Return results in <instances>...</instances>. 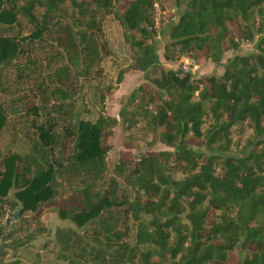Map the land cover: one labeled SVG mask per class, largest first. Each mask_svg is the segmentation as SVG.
Here are the masks:
<instances>
[{"label":"trees","instance_id":"16d2710c","mask_svg":"<svg viewBox=\"0 0 264 264\" xmlns=\"http://www.w3.org/2000/svg\"><path fill=\"white\" fill-rule=\"evenodd\" d=\"M168 1L164 60L200 57L221 76L159 62L161 0H0V201L20 217L51 208L84 231L56 233L69 264H230L234 253L236 264H264V0ZM107 17L145 85L118 118L92 123L77 117V82L104 59ZM240 43L254 51L224 65ZM119 124L171 151L111 165ZM36 227L0 250L16 256L44 232Z\"/></svg>","mask_w":264,"mask_h":264},{"label":"rangeland","instance_id":"374dc122","mask_svg":"<svg viewBox=\"0 0 264 264\" xmlns=\"http://www.w3.org/2000/svg\"><path fill=\"white\" fill-rule=\"evenodd\" d=\"M161 4L166 8L165 13L161 10ZM161 4H156L159 16H156L155 13L153 15L155 28L156 25L159 26V29H156L158 32L163 20L166 21L171 18L173 11L168 0H161ZM28 33L29 29L23 26V35ZM157 39L159 62L168 70L181 71L182 66H189L193 69L194 73L192 74L197 78L223 74L222 68L211 62L203 61L200 57H183L178 61L166 62L163 51L165 36L160 33ZM99 40L103 48L104 59L95 68L91 76L78 78V92L75 99L76 114L79 120L92 123L97 120L101 113L112 118H118L123 99L129 97L137 87L145 85V75L131 70L133 53L130 46L124 41L122 28L114 21L113 17H107L102 22ZM254 47L255 43H240L237 50L226 52L223 64L225 65L236 53L253 52ZM139 132L138 129L136 132L125 133L121 124L114 129L113 136L109 139L111 149L108 159L111 165L121 160L133 164L140 156L171 151L161 144H151L150 139L144 141L143 138L139 137ZM3 147L7 150V144ZM193 147L199 148V145L193 142ZM16 149L17 147H14V150ZM112 177L118 179L116 175H112ZM118 180L122 189H126L125 182ZM5 214L8 217L6 223H3ZM14 216L15 210L8 203L0 201V228H3L1 240L10 233L16 234V240H24L30 232H35L38 224L44 232L23 249H20L16 256L12 251L0 250V264H69L66 259L73 256L72 252L62 251L61 246L55 240L56 233L58 230L72 229L83 236L84 231L77 229L68 221H61L51 208H46L38 214H26L22 217L18 215L15 222L13 221ZM7 221H11V223L8 225ZM7 243L10 244L11 242ZM80 248L82 247L80 246ZM238 259L239 254L234 253L231 256L230 264H236Z\"/></svg>","mask_w":264,"mask_h":264},{"label":"built area","instance_id":"2783aa9c","mask_svg":"<svg viewBox=\"0 0 264 264\" xmlns=\"http://www.w3.org/2000/svg\"><path fill=\"white\" fill-rule=\"evenodd\" d=\"M154 13L156 14V16H159V15H158L159 10H158V6H157L156 4L154 5ZM156 29H159V26H158V25H156ZM242 55H243V54H242ZM181 72H183V73H185V74H192V73H194V72H193V69H191L189 66H184V67L182 66ZM7 217H8V215L5 214V215H4V219L2 220L3 223H6ZM8 222H9V221H7V223H8Z\"/></svg>","mask_w":264,"mask_h":264},{"label":"water","instance_id":"95a60500","mask_svg":"<svg viewBox=\"0 0 264 264\" xmlns=\"http://www.w3.org/2000/svg\"><path fill=\"white\" fill-rule=\"evenodd\" d=\"M18 215H19V211L18 210H16L15 211V216H14V222L18 219Z\"/></svg>","mask_w":264,"mask_h":264}]
</instances>
